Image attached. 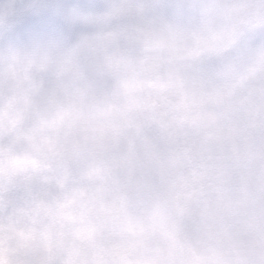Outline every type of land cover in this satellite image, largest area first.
Returning a JSON list of instances; mask_svg holds the SVG:
<instances>
[{
    "label": "snow or ice",
    "instance_id": "obj_1",
    "mask_svg": "<svg viewBox=\"0 0 264 264\" xmlns=\"http://www.w3.org/2000/svg\"><path fill=\"white\" fill-rule=\"evenodd\" d=\"M0 264H264V0L0 5Z\"/></svg>",
    "mask_w": 264,
    "mask_h": 264
},
{
    "label": "clouds",
    "instance_id": "obj_2",
    "mask_svg": "<svg viewBox=\"0 0 264 264\" xmlns=\"http://www.w3.org/2000/svg\"><path fill=\"white\" fill-rule=\"evenodd\" d=\"M6 2H7V0H3V2L0 3V5H4V4H6Z\"/></svg>",
    "mask_w": 264,
    "mask_h": 264
},
{
    "label": "rangeland",
    "instance_id": "obj_3",
    "mask_svg": "<svg viewBox=\"0 0 264 264\" xmlns=\"http://www.w3.org/2000/svg\"><path fill=\"white\" fill-rule=\"evenodd\" d=\"M3 2V0H0V3H2Z\"/></svg>",
    "mask_w": 264,
    "mask_h": 264
}]
</instances>
